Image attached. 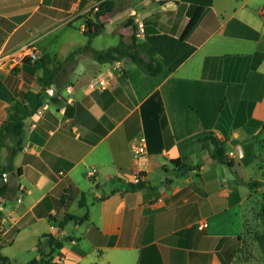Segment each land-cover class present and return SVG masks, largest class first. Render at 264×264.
Masks as SVG:
<instances>
[{
  "label": "crops",
  "instance_id": "crops-1",
  "mask_svg": "<svg viewBox=\"0 0 264 264\" xmlns=\"http://www.w3.org/2000/svg\"><path fill=\"white\" fill-rule=\"evenodd\" d=\"M105 1L114 9L103 18L104 31L119 22L127 44L148 33L179 38L189 23L183 0H89L83 8L82 0H0V57L35 43L56 75L47 88L54 96L25 120L13 161L22 175L0 206V254L10 258L2 252L19 244L16 230L32 221L37 253L41 235L70 231L55 257L62 264H245L239 253L251 201L264 193V60L252 68L254 55L264 53V0H214L187 38L193 54L159 76L129 60L102 64L91 52L73 55L87 43L47 59L41 38L65 28L84 34L77 18ZM86 53L97 64L72 82L77 56ZM37 69H0V125L9 105L40 90ZM206 136L221 141L231 165L215 160ZM140 137L146 152L136 156L131 143ZM8 156V147L0 150L2 164ZM175 159L194 169L177 176ZM138 173L145 182L134 189ZM82 193L87 207L80 206ZM86 212L83 224L57 225L66 213Z\"/></svg>",
  "mask_w": 264,
  "mask_h": 264
},
{
  "label": "trees",
  "instance_id": "trees-1",
  "mask_svg": "<svg viewBox=\"0 0 264 264\" xmlns=\"http://www.w3.org/2000/svg\"><path fill=\"white\" fill-rule=\"evenodd\" d=\"M183 1L188 5L186 15L189 18V23L181 37L176 38L168 34L148 33L145 40L139 41L133 35L132 41L129 44L121 40L117 46L110 47L105 51H95L91 47V42L104 31L105 23L103 18L114 9V2H102L97 12L91 9L77 18L82 23V26H86V29L83 31L88 38V42L73 54L91 52L94 59L102 64L129 60L153 77L159 76L164 70L170 72L175 71L195 51V47L187 42V38L206 10L214 3V0ZM88 2L89 0H82L80 8H83ZM263 60L264 53L257 52L253 57L252 68L257 69ZM35 65L38 68H43V76L39 79L40 90H29L19 100L9 105L7 107L8 117L0 125V150L5 147L9 148L7 163L2 164L0 160V206L2 199L10 191L9 181L4 182L3 174L16 177L22 175L20 168L15 170L13 161L18 152L23 149L25 120L29 117L36 116L37 111L46 104L48 97L46 89L51 87L56 79L55 71L47 69L42 59L37 61ZM52 100L55 101L56 99L53 98ZM202 139L210 140L214 144L215 151L213 156L215 160L226 165H231V162L227 161L228 157L225 155L223 145L218 138L206 136ZM8 142H11L12 145L9 146ZM171 164L174 166L173 171L177 176H185L194 169L192 165L182 159H175L171 161ZM130 186L134 189H141L144 183L138 185L130 184ZM85 196V193H82L79 202L82 207H87ZM67 198L68 192L65 193L59 203L61 205L65 204ZM1 216L2 213L0 211V224ZM88 219V212L83 216L66 213L57 225L60 229H63L68 222L73 221L76 224H83ZM50 220L56 222L53 217H50ZM66 239L56 237L50 233L41 235L37 242V250L40 257L34 258L24 264H62L60 261L55 260V257L63 249ZM256 239L263 253L264 260V231L257 234ZM0 264H13V262L9 257L0 254Z\"/></svg>",
  "mask_w": 264,
  "mask_h": 264
},
{
  "label": "rangeland",
  "instance_id": "rangeland-1",
  "mask_svg": "<svg viewBox=\"0 0 264 264\" xmlns=\"http://www.w3.org/2000/svg\"><path fill=\"white\" fill-rule=\"evenodd\" d=\"M106 20L109 21V18H107ZM118 24L119 22L117 21L114 24H109L108 29L94 39L91 45L92 48L99 51L117 45L121 38L120 34L117 31ZM86 43L87 37L83 34L82 31L77 29L65 28L51 35L42 37L39 44L41 48H43V50H47L45 51L47 53V59H53L56 53L65 54V51H68L71 46L76 45L77 47H80ZM90 56V53H86L83 58L77 56L79 64L75 73H71L70 75V79L72 82L77 80L78 75L84 76V74L92 70L93 68H91V64L93 66L97 64V62H95ZM67 61L68 64L69 59ZM66 67L68 69V66ZM69 70H72L71 65H69ZM42 71L43 70L41 69L40 73H42ZM255 175H259V170H255ZM7 176L10 187L15 190L18 185V178L11 175ZM90 197L91 195H89V198ZM260 198L261 200L259 201V195H256V197L251 201V209L249 210V219L244 236V245L239 253V261L245 264H264L263 253L256 239V235L264 231V193L260 195ZM34 231L35 227L32 221L24 222L21 226H19L18 230H16L17 235L20 233L21 240L19 244L13 247H10V245L7 246L6 251L2 250V253L9 254L10 259L14 264H24L34 258H38L39 255L36 249H31L33 246V241L36 238L35 235L33 236ZM60 234H62L64 238L65 236L70 234V231L64 229L63 231H60ZM68 244L69 242L67 241L66 245ZM29 246L30 250H25Z\"/></svg>",
  "mask_w": 264,
  "mask_h": 264
},
{
  "label": "built area",
  "instance_id": "built-area-1",
  "mask_svg": "<svg viewBox=\"0 0 264 264\" xmlns=\"http://www.w3.org/2000/svg\"><path fill=\"white\" fill-rule=\"evenodd\" d=\"M100 3L95 4L91 9H93L94 12H97L99 10ZM82 29L85 30L86 26L83 25ZM145 35V30L143 25L139 24L138 26V31H137V36L138 37H143ZM42 59V53L41 51L37 48L35 43H29L25 45L23 48H21L19 51L9 54V55H3L0 57V69L3 70H8L10 72H15L18 70V68L26 63H36L37 61ZM100 85L105 88L106 82L104 80H100ZM46 94L48 96H54V92L51 89L46 90ZM46 106H42L39 110L38 113L41 114L42 110ZM131 150L136 156H141L145 154L146 152V140L144 137H140L133 141L131 143ZM231 156H233V153H231ZM95 171L92 172V176L95 175ZM3 180L4 182L8 181V176L7 174H3ZM144 175L142 173H138L137 175L134 176L133 178V184L138 185L141 183H144ZM203 226H207L206 223H204Z\"/></svg>",
  "mask_w": 264,
  "mask_h": 264
}]
</instances>
